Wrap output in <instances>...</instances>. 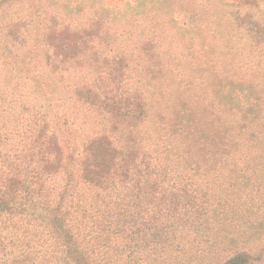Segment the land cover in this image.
Segmentation results:
<instances>
[{"label": "trees", "instance_id": "obj_1", "mask_svg": "<svg viewBox=\"0 0 264 264\" xmlns=\"http://www.w3.org/2000/svg\"><path fill=\"white\" fill-rule=\"evenodd\" d=\"M21 1L0 0V19ZM232 6L240 53L203 80L98 13L54 21L34 71L13 14L0 264H264V0Z\"/></svg>", "mask_w": 264, "mask_h": 264}, {"label": "rangeland", "instance_id": "obj_2", "mask_svg": "<svg viewBox=\"0 0 264 264\" xmlns=\"http://www.w3.org/2000/svg\"><path fill=\"white\" fill-rule=\"evenodd\" d=\"M22 1L9 11L8 16L0 19V69L13 62V59L8 57L9 52L6 49L7 44L11 45V37L5 28L13 14H16L23 24H27L29 45L27 55L30 53L31 56L27 57L26 64H30V69L34 71L42 62L38 51L42 48L43 35L54 21L63 19L77 24L84 21L87 16L93 17L97 13L111 20L114 29L124 34L123 39L127 40L126 43L132 42L135 45L138 37L141 39V35H143L141 44L151 36L156 37L158 41L162 39L161 46L164 51L174 56L179 55L175 59L179 60L181 68L183 67L193 80L209 77L210 75L205 72L209 71V67L215 63L218 65L225 59L224 55L229 57L230 53L239 52L241 48L238 39L243 34L240 33L237 38L233 37L228 23L223 19L224 15L237 11L232 5H236L240 0ZM103 11L105 14L101 13ZM213 41L220 42L221 47L212 43ZM221 53L223 56L220 58L218 55ZM145 61L152 65L154 59ZM178 92L175 93L176 97H179ZM56 97H61V94Z\"/></svg>", "mask_w": 264, "mask_h": 264}]
</instances>
